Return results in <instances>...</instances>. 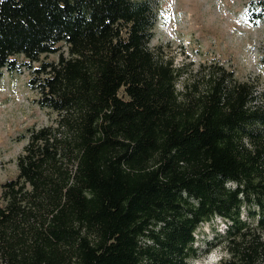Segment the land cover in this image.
Returning a JSON list of instances; mask_svg holds the SVG:
<instances>
[{"label": "trees", "instance_id": "16d2710c", "mask_svg": "<svg viewBox=\"0 0 264 264\" xmlns=\"http://www.w3.org/2000/svg\"><path fill=\"white\" fill-rule=\"evenodd\" d=\"M158 1L0 0V77L27 72L54 117L0 184V264H188L215 219L203 253L264 264V106L222 67L176 88L148 48Z\"/></svg>", "mask_w": 264, "mask_h": 264}, {"label": "rangeland", "instance_id": "374dc122", "mask_svg": "<svg viewBox=\"0 0 264 264\" xmlns=\"http://www.w3.org/2000/svg\"><path fill=\"white\" fill-rule=\"evenodd\" d=\"M250 1H158L148 48L160 50L164 59H171L180 69L176 88L198 86L212 67H222L232 71L237 82L252 83L254 103L264 106V15L256 25L247 23ZM55 59V55H49L45 60ZM1 74L0 184L15 176L14 160L25 145L21 138L25 130L46 126L54 118L31 102L34 94L25 87L27 72ZM241 218L246 220L244 214ZM223 230L219 219L201 224L193 234L196 254L188 264H215L222 256L219 251L203 252Z\"/></svg>", "mask_w": 264, "mask_h": 264}]
</instances>
